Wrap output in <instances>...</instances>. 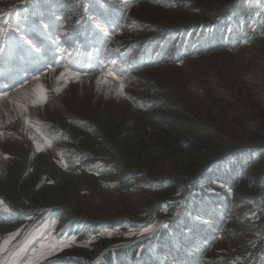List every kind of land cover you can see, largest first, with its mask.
<instances>
[{
  "label": "rangeland",
  "instance_id": "374dc122",
  "mask_svg": "<svg viewBox=\"0 0 264 264\" xmlns=\"http://www.w3.org/2000/svg\"><path fill=\"white\" fill-rule=\"evenodd\" d=\"M57 1L91 18V63L127 66L132 99L97 92L100 67L57 95L55 72L27 113L53 141L41 151L0 108V244L19 233L0 264L33 236L39 264H264V0Z\"/></svg>",
  "mask_w": 264,
  "mask_h": 264
},
{
  "label": "snow or ice",
  "instance_id": "6c2138e0",
  "mask_svg": "<svg viewBox=\"0 0 264 264\" xmlns=\"http://www.w3.org/2000/svg\"><path fill=\"white\" fill-rule=\"evenodd\" d=\"M85 11H87V9H85ZM4 15L10 18L12 15V9L5 12ZM5 23H8V20H6ZM45 27H47V25H45ZM9 31L16 34L12 38L11 48L13 50H23L24 53L32 60L33 66L31 71L33 72V75L30 78L32 81V87L30 88V91L24 90L25 85L29 82L27 76L24 77L23 82L17 81L14 85L6 82L0 83V108L4 107L5 102L14 106L12 110L16 111L17 115L23 120V123L35 132V135H31L29 139L33 141L35 149L37 151H41L44 147L50 148L53 141L44 135L41 128L38 126V122H34L29 119L27 113L29 107H42L48 101L49 89L41 83V76L44 75L42 68H46L47 71L55 73L57 71V64H63V70L59 71V74L55 76L56 86L51 89V91L57 95L62 92L63 87H65L68 83H79L81 81V77L89 75L92 69L84 70L82 68H76L72 54L60 46L53 48L54 59L49 62L43 58L42 48L38 47L33 40L28 39L25 35L21 34L22 30L18 24L16 26L9 25L8 28L0 27V38H3ZM105 35H108V33H105ZM53 43L55 44V41H53ZM34 53L41 55L37 56L34 55ZM3 54H6L5 49L0 48V55ZM64 56H68L70 58L67 63L63 60ZM99 67L101 74L97 76L95 80L97 92H100L102 87H107L117 98L123 97L125 99H132V97L128 96L126 92L127 77L125 74L128 71L127 66H122L114 60H109L108 64H101ZM24 71L27 73L29 69H25ZM113 83L116 85L114 88ZM10 91H14L16 95L11 96ZM0 135H3V133H0ZM5 158L8 157L5 156ZM59 162L63 167L67 168L66 162ZM3 204L4 202L0 200V205ZM5 210L10 212V209ZM56 223V220H51L50 223L44 227L51 228ZM155 229L156 225L151 224L144 227L140 234L144 235L145 233H154ZM18 234V232L10 233L8 239L4 241L3 244L10 243V241ZM41 235L43 234L41 233ZM132 235H135V233H132ZM72 239L74 240L75 237ZM33 240H35V236H33L32 239L26 240L18 248H14L10 260L3 262V264H24V259L28 260V264H39L40 258L42 256H46L48 253L43 251L46 247L44 243H40L39 249H37ZM68 242V240L60 241L56 245L50 246V250H54L55 247L67 244ZM3 244H0V252L5 251ZM28 253H31V256H29ZM22 254L24 255V259H21Z\"/></svg>",
  "mask_w": 264,
  "mask_h": 264
},
{
  "label": "bare ground",
  "instance_id": "6f19581e",
  "mask_svg": "<svg viewBox=\"0 0 264 264\" xmlns=\"http://www.w3.org/2000/svg\"><path fill=\"white\" fill-rule=\"evenodd\" d=\"M53 77H54V73L53 72H49V71H47V72H45L44 73V75H42L41 76V81H43V82H45L46 80H50V81H54V79H53ZM55 78V77H54ZM43 82H41V83H43ZM44 84V83H43ZM32 85V83L31 84H26L25 85V91H30V86ZM48 87V86H47ZM10 95L11 96H15L16 94H15V92H12V93H10ZM5 104H7V105H12V104H9V103H7V102H5Z\"/></svg>",
  "mask_w": 264,
  "mask_h": 264
},
{
  "label": "trees",
  "instance_id": "16d2710c",
  "mask_svg": "<svg viewBox=\"0 0 264 264\" xmlns=\"http://www.w3.org/2000/svg\"><path fill=\"white\" fill-rule=\"evenodd\" d=\"M262 10H264L263 7H262ZM211 188H213V189H217V190L220 189V187H212V186H211ZM193 191H194V192H197V191H199V189H198V188H195V189H193ZM211 230H212V229H210V228L207 229V233L204 234V238H206V237L208 236V233H209V231H211ZM191 240H192V241H195V242H196V241L199 242V239H198V238H192ZM202 241H203V240H201L200 242H202ZM194 246H195V247H193V246H190V247L193 248V254L196 255L197 252H194V250H195V248H196L198 245L195 244Z\"/></svg>",
  "mask_w": 264,
  "mask_h": 264
}]
</instances>
